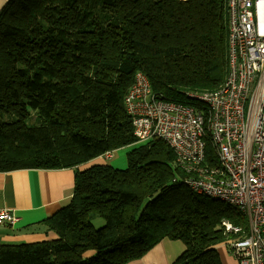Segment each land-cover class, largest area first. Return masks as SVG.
<instances>
[{"label": "trees", "instance_id": "trees-1", "mask_svg": "<svg viewBox=\"0 0 264 264\" xmlns=\"http://www.w3.org/2000/svg\"><path fill=\"white\" fill-rule=\"evenodd\" d=\"M226 2H5L0 172L73 169L74 185L69 202L41 221L54 238L0 245V264H139L163 240L184 247L173 264H220V222L245 227V217L184 187L163 141L125 138L123 99L138 72L152 94L187 105L195 103L186 93L219 88ZM124 148V169L87 165Z\"/></svg>", "mask_w": 264, "mask_h": 264}, {"label": "built area", "instance_id": "built-area-1", "mask_svg": "<svg viewBox=\"0 0 264 264\" xmlns=\"http://www.w3.org/2000/svg\"><path fill=\"white\" fill-rule=\"evenodd\" d=\"M226 6L228 72L221 86L186 93L195 103L187 105L152 94L146 76L136 73L123 99L126 135L136 143L163 141L184 187L236 208L247 224L222 220L224 247L237 264H264V0ZM17 220L0 210V224Z\"/></svg>", "mask_w": 264, "mask_h": 264}, {"label": "crops", "instance_id": "crops-1", "mask_svg": "<svg viewBox=\"0 0 264 264\" xmlns=\"http://www.w3.org/2000/svg\"><path fill=\"white\" fill-rule=\"evenodd\" d=\"M7 1L0 0V10ZM125 149L118 150L124 152L123 158L119 161L123 167L112 166L113 168L126 167L128 149ZM103 159L97 158L87 165L104 164L106 159ZM73 185V169H21L0 172V210L12 212L18 219L12 225L0 224V245L36 243L53 239L54 235L45 230L41 221L69 202ZM183 249L181 242L163 240L151 249L139 264H173ZM217 253L220 264H237L224 246L217 248Z\"/></svg>", "mask_w": 264, "mask_h": 264}, {"label": "rangeland", "instance_id": "rangeland-1", "mask_svg": "<svg viewBox=\"0 0 264 264\" xmlns=\"http://www.w3.org/2000/svg\"><path fill=\"white\" fill-rule=\"evenodd\" d=\"M123 125H124V137L125 138H127V139H130L129 137H127L128 136V134L126 135V133H128V131H127V129H126V127H125V122L123 123ZM126 150V149H125ZM122 154H124V152L122 151V152H113V154H112V158L111 159H106L105 160V163H107L108 165H110L111 167L113 166V167H115V168H122L123 167V165L119 162L122 158H123V156H122ZM99 220V219H98ZM101 220V219H100ZM100 223H98V221H96L95 222V228H98L99 226H101L102 225V223H103V221L101 220V221H99Z\"/></svg>", "mask_w": 264, "mask_h": 264}]
</instances>
